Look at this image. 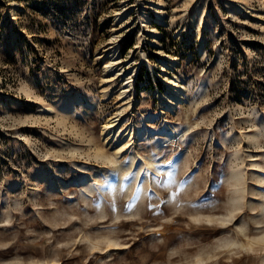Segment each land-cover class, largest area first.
<instances>
[{"label": "rangeland", "instance_id": "1", "mask_svg": "<svg viewBox=\"0 0 264 264\" xmlns=\"http://www.w3.org/2000/svg\"><path fill=\"white\" fill-rule=\"evenodd\" d=\"M262 175L264 0H0V264H264Z\"/></svg>", "mask_w": 264, "mask_h": 264}, {"label": "bare ground", "instance_id": "2", "mask_svg": "<svg viewBox=\"0 0 264 264\" xmlns=\"http://www.w3.org/2000/svg\"><path fill=\"white\" fill-rule=\"evenodd\" d=\"M161 5V4H160ZM159 5V6H160ZM160 13V12H159ZM119 14L116 16V18L119 20ZM162 14L158 15V21L161 20ZM145 21H149L148 17H145ZM156 32V31H153ZM109 45H112L110 43ZM105 57L108 58V62L105 65V83H113L116 77H121L124 74V67L122 64L121 59V53L119 46H111L106 48L104 51ZM169 61H163L164 67L167 69H174V66L177 63V60L173 57H168ZM117 67L118 69H116ZM130 74L134 72L133 69H130ZM115 78V79H114ZM165 82L168 85L169 89V96L165 97L167 107L172 113H176L179 107V104H181L184 99H183V94L185 93V87L182 86V80H180L178 77H168L166 78ZM133 89V81L128 80L124 84L121 92L122 99H126L128 96L129 92H131ZM123 115V111L119 112V114H116L114 117L109 119V121L106 123V125L103 126L102 130V138L107 144H114L117 147V153H122L131 144V141L133 140L134 137L130 133H127L126 130H122L120 128V123L122 122L121 116ZM135 135H141L142 133H137L135 131ZM141 172V169H140ZM140 174V173H139ZM148 178L150 175L147 173ZM170 177H172L170 175ZM264 177V175H262ZM241 177L238 176L237 179H240ZM115 184V181L113 179L110 180L109 186H113ZM202 260H199L197 263H201Z\"/></svg>", "mask_w": 264, "mask_h": 264}, {"label": "snow or ice", "instance_id": "3", "mask_svg": "<svg viewBox=\"0 0 264 264\" xmlns=\"http://www.w3.org/2000/svg\"><path fill=\"white\" fill-rule=\"evenodd\" d=\"M198 222V221H197ZM262 239H264V238H262ZM233 247H235L236 245H232Z\"/></svg>", "mask_w": 264, "mask_h": 264}, {"label": "trees", "instance_id": "4", "mask_svg": "<svg viewBox=\"0 0 264 264\" xmlns=\"http://www.w3.org/2000/svg\"><path fill=\"white\" fill-rule=\"evenodd\" d=\"M127 47V46H126Z\"/></svg>", "mask_w": 264, "mask_h": 264}]
</instances>
